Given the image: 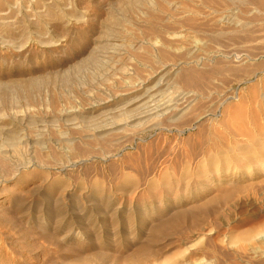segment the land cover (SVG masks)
Masks as SVG:
<instances>
[{
    "label": "rangeland",
    "instance_id": "obj_1",
    "mask_svg": "<svg viewBox=\"0 0 264 264\" xmlns=\"http://www.w3.org/2000/svg\"><path fill=\"white\" fill-rule=\"evenodd\" d=\"M168 1L0 0V264H264V0ZM126 79L191 101L121 127Z\"/></svg>",
    "mask_w": 264,
    "mask_h": 264
},
{
    "label": "bare ground",
    "instance_id": "obj_2",
    "mask_svg": "<svg viewBox=\"0 0 264 264\" xmlns=\"http://www.w3.org/2000/svg\"><path fill=\"white\" fill-rule=\"evenodd\" d=\"M135 1H136V0H135ZM139 1H140L141 3H143L144 5H146V7H147V6L149 5V3H152V2H154L155 0L152 1V2H151L150 0H139ZM176 1H177V0H176ZM179 1H180V0H179ZM181 1H182V0H181ZM189 1H190V0H189ZM204 1H205V0H204ZM183 2H184V1H183ZM199 2H200V1H199ZM213 2H214V1H213ZM262 2H263V1H262ZM141 3H140V6H141ZM154 3L156 4L155 8L157 7L158 10H160L161 12L167 14V16H168L167 18L176 15V14L173 13V11H175V9H174V10L172 9L173 11H171V10L168 9L167 5H168V4L170 5V3H169L168 0H160V2H154ZM188 3H189V2H188ZM191 3H192V1H191ZM204 3H205V2H203V4H204ZM263 3H264V2H263ZM134 4H135V3H134ZM152 4H153V3H152ZM152 4H150V6H151V9H150V10H151V11H152V8H153V7H152ZM155 4H154V5H155ZM209 4H210V3H209ZM135 5H136V4H135ZM137 5H138V4H137ZM137 5H136V6H137ZM144 5H142V6H144ZM171 5H172V4H171ZM190 5H191V4H190ZM205 5H206V3H205ZM142 6H141V7H142ZM150 6H148V7H150ZM180 6H181V5H180ZM180 6H179V7H180ZM211 6H212V5H211ZM137 7H138V6H137ZM144 7H145V6H144ZM172 7H174V6H172ZM179 7H177V8H179ZM190 7H191L192 9H191V8L189 9L188 6H186V3H185V5H183V7H180V8H182L183 10H182V11L179 10V11H180L181 13H183V12H185V11H186V12H187V11H188V12H190V11L193 12V8H194V7H192V6H190ZM208 7H209V6H208ZM216 7H217V6H216ZM138 8H139V7H138ZM142 8H143V7H142ZM142 8H141V9H142ZM155 8H153V10H154ZM246 8H247V6H246ZM147 9H148V8H147ZM194 9H195V8H194ZM239 9H240V8H239ZM145 10H146V9H145ZM176 10H178V9H176ZM195 10H196V9H195ZM198 10H199V9H198ZM242 10H243V9H242ZM247 10H248V9L245 10V13H246ZM131 11H132V10H131ZM225 11H226V10H225ZM145 12H147V10H146ZM176 12H177V11H176ZM194 12H195V11H194ZM194 12H193V13H194ZM196 12H198V11H196ZM200 12H201V11H200ZM226 12H227V11H226ZM148 13H149V10H148ZM148 13H147V16H148ZM151 13H152V12H151ZM156 13H157V12H156ZM198 13H199V12H198ZM236 13H237V12H236ZM149 14H150V13H149ZM158 14H159V13H158ZM194 14H195V13H194ZM200 14H201V13H200ZM224 14H225V12H224ZM226 14H227V13H226ZM232 14H233V13H232ZM237 14L240 15L241 13H237ZM237 14H235V15H237ZM160 15H161V14H160ZM163 15H164V14H163ZM177 15H178V14H177ZM184 15H185V14H184ZM189 15H190V14H189ZM219 15H220V14H219ZM219 15L217 14V16H219ZM239 15H238V16H239ZM138 16H139V15H138ZM152 16H153V15H152ZM152 16H151V17H152ZM154 16H155V15H154ZM154 16H153V17H154ZM158 16H159V15H158ZM161 16H162V15H161ZM161 16H160V17H161ZM164 16H165V15H164ZM192 16H193V14H192ZM196 16H198V14H196ZM212 16H213V15H212ZM212 16H211V18H212V21H213L214 18H213ZM215 16H216V14H215ZM233 16H234V15H233ZM143 17H144V16H143ZM177 17L179 18V16H177ZM189 17H191V15H190ZM198 17H199V16H198ZM204 17H205V16H204ZM221 17H222V15H221ZM240 17H241V16H239V18H240ZM155 18H156V17H155ZM161 18H162V17H161ZM161 18H159V19H161ZM163 18H164V17H163ZM184 18H185V17H184ZM191 18H193V17H191ZM194 18H196V17H194ZM217 18H218V17H217ZM222 18H223V17H222ZM231 18H232V17H231ZM147 19L149 20L150 18L148 17ZM156 19H158V18H156ZM156 19H155V20H156ZM164 19H165V18H164ZM169 19H170V18H169ZM171 19H172V18H171ZM173 19H174V17H173ZM175 19H176V18H175ZM182 19H183V18H182ZM189 19H190V18H189ZM200 19L202 20V17H201V18L199 17L198 22L200 21ZM203 19H205V18H203ZM143 20H144V19H143ZM153 20H154V19H153ZM165 20H167V19H165ZM180 20H181V19H180ZM187 20H188V18H186V21H187ZM193 20H194V19H193ZM214 20L216 21V18H215ZM239 20H240V19H239ZM239 20L237 19V20H235V21H238V22H239ZM157 21H158V20H157ZM168 21H170V20H168ZM173 21H174V20H173ZM175 21H176V20H175ZM178 21H179V19H178ZM209 21H211V20H209ZM231 21H232V20H231ZM149 22H150V20H149ZM188 22H189V20H188ZM190 22L193 23V21H190ZM198 22H197V23H198ZM202 22H203V21H202ZM232 22H233V21H232ZM160 23H162V22H160ZM163 23H164V22H163ZM163 23H162V25H163ZM199 23H200V22H199ZM207 23H208V22H207ZM213 23H214V22H213ZM213 23H212V24H213ZM218 23H219V22H218ZM145 24H146V23H145ZM165 24H166V22H165ZM165 24H164V27L167 26L168 22H167L166 26H165ZM186 24H187V23H186ZM186 24H185V25H186ZM190 24H191V23H190ZM210 24H211V23H210ZM229 24H230V23H229ZM8 25H9V24H8ZM149 25H150V24H149ZM194 25H195V24H194ZM204 25H205L204 29L206 30V28H207V27H206V24L203 23V26H204ZM215 25H216V24H215ZM215 25H214V26H215ZM150 26H151V25H150ZM150 26H149V28L153 27V26H151V27H150ZM157 26H159V25H157ZM195 26H196V25H195ZM201 26H202V23H201ZM201 26H199V27H201ZM211 26H213V25H211ZM5 27H6V26H5ZM144 27H146V26H144ZM154 27H155V26H154ZM164 27H163V29H164ZM193 27H194V26H193ZM193 27H192V28H193ZM208 27H209V26H208ZM237 27H238V26H237ZM122 28H123V27H122ZM142 28H143V27H142ZM149 28H148V29H149ZM168 28H169V27L167 26V29H168ZM174 28H175V27H174ZM194 28H195V27H194ZM210 28H213V27H210ZM210 28H207V30H208V29L210 30ZM123 29H124V28H123ZM151 29H152V28H151ZM151 29H149V30H151ZM195 29H196V28H195ZM197 29H198V27H197ZM200 29L203 30L202 27H201ZM159 30H160V29H159ZM165 30H166V29H165ZM191 30H192V29H191ZM127 31H128V30H127ZM161 31H162V30H161ZM161 31H156V33H157V32L160 33ZM167 31H168V30H167ZM180 31H181V30H180ZM198 31H199V29H198ZM148 32H149V31H146V33H148ZM153 32H154V31H153ZM174 32H175V31H174ZM199 32H201V31H199ZM199 32L197 33V35L199 34ZM203 32H204V30H203ZM205 32H206V31H205ZM218 32H219V31H217L215 35H217ZM227 32H229V31H227ZM230 32H231L230 35H232V33H233V35H234V31H233V32L230 31ZM115 33H116V32H115ZM151 33H152V32H151ZM156 33H154V34H156ZM159 33H157V34H159ZM165 33H166V32H165ZM168 33H169V32H168ZM221 33H222V31H221ZM143 34H145V33H143ZM148 34H150V32H149ZM154 34H153V35H154ZM195 34H196V33H195ZM201 34H202V33H201ZM203 34H204V33H203ZM138 35H139V34H138ZM165 35H166V34H165ZM172 35H173V34H172ZM172 35H171V36H172ZM175 35H176V34H175ZM179 35H180V34H179ZM197 35H196V36H197ZM215 35H214V36H215ZM218 35H220V34L218 33ZM218 35H217V36H218ZM230 35H229V37H230ZM235 35H236V34H235ZM235 35H234V36H235ZM117 36H118V35H117ZM169 36H170V35H169ZM199 36H200V35H199ZM221 36H222V35H221ZM151 37H152V36H151ZM180 37H181V35H180ZM215 37H216V36H215ZM138 38H139V37H138ZM169 38H171V37H169ZM216 38H217V37H216ZM220 38H221V37H220ZM202 39H203V38H202ZM202 39H201V40H202ZM143 40H145V39L143 38ZM152 40H153V39H152ZM160 40H161V39H160ZM176 40H177V39H176ZM207 40H208V39H207ZM207 40H206V41H207ZM212 40H213V39H212ZM214 40H216V39H214ZM157 41H158V40H157ZM169 41H171V40H169ZM193 41H196V40H193ZM193 41H192V42H193ZM203 41H204V40H202V42H203ZM221 41H226V39H225V40H221ZM155 42H156V41H155ZM155 42H153V43L156 45L157 43H155ZM178 42H179V41H178ZM199 42H200V39H199ZM204 42H205V41H204ZM204 42H203V44H204ZM250 42H251V41H250ZM144 43H145V42H144ZM173 43H174V42H173ZM200 43H201V42H200ZM207 43H208V42H207ZM207 43H206V44H207ZM218 43H219V40H218ZM226 43H227V42H226ZM183 44H184V43H183ZM203 44H199V43H198V44H195L194 47H196V45H201V46H203ZM151 45H153V44H151ZM151 45H149V46L151 47ZM158 45H160V47H161V43H160V42H159ZM162 45H164V47H165L166 43L163 41V42H162ZM187 45H188V44H186V46H187ZM189 46H192V45H189ZM155 47H156V46H155ZM155 47H154V45H153V48H155ZM162 47H163V46H162ZM184 47H185V46H184ZM197 47H198V46H197ZM250 47H253V46H250ZM250 47H249V48H250ZM158 48H159V47H158ZM169 48H170V47H169ZM169 48H168V49H169ZM186 48H188V47H186ZM145 49H146V48H145ZM156 49H157V48H156ZM162 49H163V48H162ZM165 49H166V48H165ZM173 49H174V48H173ZM189 49H190V47H189ZM189 49H188V50H189ZM192 49H193V48H192ZM194 49H195V48H194ZM194 49H193V52H194ZM199 49H201V48H199ZM199 49H197V50H199ZM250 49H251V48H250ZM147 50H149V49H147ZM147 50H146V51H147ZM150 50H151V49H150ZM170 50L172 51V48H171ZM179 50H180V49H179ZM181 50H182V49H181ZM195 50H196V49H195ZM223 50H224V49H223ZM234 50H235V49H234ZM166 51H168V50H166ZM175 51H176V50H175ZM189 51H190V50H189ZM218 51H219V50H218ZM227 51H228V50H227ZM244 51H245V50H244V48H243V51H242V52H244ZM248 51H249V50H248ZM160 52H161V50H160ZM168 52H169V51H168ZM173 52H174V51H173ZM177 52H178V50H177ZM191 52H192V51H191ZM191 52H190V54H191ZM193 52H192V53H193ZM196 52H197V55H198V51H196ZM220 52H222V51L220 50ZM220 52H219V53H220ZM229 52H232V51L229 50ZM234 52H236V50H235ZM239 52H240V51H238V53H239ZM242 52H240V53H242ZM246 52H247V51H246ZM164 53H166V55H167V52H164ZM169 53H170V52H169ZM240 53H239V54H240ZM147 54H148V53H147ZM157 54H158V53H157ZM157 54H156V55H157ZM170 54H171V53H170ZM170 54H168V55H170ZM178 54H180V53H177V55H178ZM193 54H194V53H193ZM193 54H192V55H193ZM224 54H225V53H224ZM229 54H230V53H229ZM229 54H228V55H229ZM235 54H236V53H235ZM239 54H236V55H239ZM244 54H245V52H244ZM250 54H251V53H250ZM156 55H155V56H156ZM158 55H159V54H158ZM158 55H157V57H158ZM166 55H165V56H166ZM183 55H184V54L182 53V56H183ZM192 55H191V56H192ZM199 55H200V54H199ZM201 55H202V54H201ZM214 55H215V54H214ZM231 55H232V53H231ZM241 55H242V54H241ZM247 55L249 56V54H247ZM261 55H262V54H261ZM152 56H153V55H152ZM161 56H164V54H163V55L161 54ZM178 56H179V55H178ZM182 56H181V57H182ZM188 56H190V55H188ZM194 56H195V55H194ZM203 56H204V55H203ZM209 56H210V55H209ZM209 56H208V57H209ZM229 56H230V55H229ZM229 56H228V57H229ZM233 56H234V55H233ZM239 56H240V55H239ZM253 56H255V55H253ZM259 56H260V55H259ZM157 57H156V58H157ZM175 57H176V56H175ZM197 57H198V56H196V58H197ZM208 57H207V58L205 57V59H208ZM242 57H243V56H242ZM150 58H151V57H150ZM161 58H164V57H161ZM183 58H184V56H183ZM183 58H179V57H178V58H175V60L178 61L179 59L182 60ZM194 58H195V57H194ZM196 58H195L194 60H197ZM212 58H213V57H212ZM231 58H234V57H231ZM254 58H255V57H254ZM256 58H257V57H256ZM173 59H174V58H173ZM177 59H178V60H177ZM202 59H204V58L202 57ZM209 59H210V58H209ZM239 59H240V58H239ZM250 59H251V57H250ZM257 59H258V58H257ZM157 60H159V58H158ZM164 60H165V59H164ZM171 60H172V59H171ZM175 60H174V61H175ZM181 60H180V62H181ZM190 60H192V59H190ZM190 60H189V61H190ZM194 60H192V61H194ZM235 60H236V59H235ZM168 61H169V60H168ZM168 61L166 60L167 63H168ZM176 61H175V62H176ZM185 61H187V60H185ZM185 61H184V62H185ZM189 61H188V62H189ZM200 61H201V60H200ZM219 61H220V60H219ZM230 61H231V60H230ZM232 61H233V60H232ZM241 61H242V59H241ZM246 61H248V60H246ZM251 61H252V60H251ZM254 61H255V60H254ZM256 61H257V60H256ZM161 62H162V60H161ZM163 62H164V61H163ZM166 62H165V63H166ZM220 62H221V61H220ZM226 62L229 64L228 61H226ZM165 63H164V64H165ZM169 63L171 64V63H174V62H169ZM196 63H197V62H195V64H196ZM198 63H199V62H198ZM200 63H201V62H200ZM202 63H203V62H202ZM204 63H205V61H204ZM227 63H226V64H227ZM230 63H231V62H230ZM236 63H237V62H236ZM239 63H240V62L238 61V64H239ZM243 63H246V62H243V61H242V64H243ZM249 63H250V62H249ZM159 64H160V63H159ZM161 64H162V63H161ZM170 64H169V65H170ZM181 64H182V63H181ZM228 64H227V65H228ZM242 64H241V65H242ZM132 65H133V64H132ZM142 65H144V64H142ZM167 65H168V64H167ZM167 65H164V66H167ZM186 65H187V64H186ZM224 65H225V64H224ZM230 65H232V64H230ZM234 65H235V64H233V66H234ZM236 65H237V64H236ZM241 65H240V66H241ZM249 65H251V63H250ZM175 66H176V65H175ZM177 66H178V67H181V66H179V65H177ZM189 66H190V65L188 64V67H189ZM192 66H194V65H192ZM202 66H203V65H202ZM202 66H201V67H202ZM204 66H205V65H204ZM245 66H246V64H245ZM128 67H129V66H128ZM178 67H177V68H178ZM188 67H186V68H188ZM201 67H200V68H201ZM216 67H217V69L219 68L218 66H216ZM231 67H232V66H231ZM256 67H257V66H255V68H256ZM133 68H135V67H133ZM169 68H170V67H169ZM181 68H183V67H181ZM190 68H192V67L190 66ZM202 68H203V67H202ZM206 68H207V67H206ZM206 68H205V71H207ZM212 68H213V67H211V69H212ZM232 68H233V67H232ZM235 68H237V67H234V69H235ZM239 68H240V67H238V69H239ZM126 69H127V68H126ZM128 69H129V68H128ZM160 69H161V68H160ZM170 69H171V68H170ZM193 69H194V67H193ZM193 69L190 70L191 72L187 71V73L189 72V74H191V73L194 74L195 72H197V71L199 70L198 68H196L195 70H193ZM197 69H198V70H197ZM209 69H210V68H209ZM211 69H210V70H211ZM215 69H216V68H215ZM215 69H212V70H215ZM257 69H258V68H257ZM156 70H158V69H156ZM172 70H173V69H172ZM177 70H178V69H177ZM181 70H182V69H181ZM188 70H189V68H188ZM196 70H197V71H196ZM219 70H220V69H219ZM230 70H231V69H230ZM248 70H249V69H248ZM124 71H125V70H124ZM133 71H134V70H133ZM133 71H132V72H133ZM154 71H155V69H154ZM163 71H164V70H163ZM163 71H162V72H163ZM200 71H201V69H200ZM200 71H198V72H200ZM254 71H255V70H254ZM128 72H129V71H126L125 73H128ZM174 72H175V71H174ZM182 72H183V71H182ZM182 72H181V73H182ZM201 72H202V71H201ZM203 72H204V70H203ZM203 72H202V73H203ZM219 72H221V71H219ZM219 72H218V73H219ZM245 72H246V71H245ZM255 72H256V71H255ZM255 72H254V73H255ZM129 73H130V72H129ZM140 73H141V72H140ZM159 73H160V72H159ZM165 73H166V72H165ZM169 73H171V72H169ZM176 73H178V72L176 71L175 74H176ZM207 73H209V72L207 71ZM213 73H214V71H213ZM222 73H223V72H222ZM251 73H252V72H251ZM254 73H253V74H254ZM123 74H124V73H123ZM141 74H142V73H141ZM163 74H164V73H163ZM167 74H168V73H167ZM167 74H165V75H167ZM171 74H172V73H171ZM173 74H174V73H173ZM173 74H172V75H173ZM185 74H186V71H185ZM195 74H198V73H195ZM204 74H205V73H203V75H204ZM220 74H221V73H220ZM134 75H135V72H134ZM138 75H139V73H138ZM181 75H183V76L186 77L188 74H187V75L181 74ZM200 75H201V74H200ZM200 75H199V76H200ZM213 75H214V74H213ZM213 75H212V76H213ZM218 75H219V74H218ZM218 75H217V76H218ZM243 75H245V74H243ZM246 75H247V77H249V75H248L247 73H246ZM250 75H251V74H250ZM121 76H122V75H121ZM129 76H130V75H129ZM139 76H141V75H139ZM151 76H152V75H151ZM151 76H150V78H151ZM153 76H154V75H153ZM159 76H160V75H159ZM163 76H164V75H163ZM188 76H189V75H188ZM196 76H197V75H196ZM205 76H206V75H205ZM208 76H209V75H207L206 78H207ZM210 76H211V74H210ZM210 76L208 77L207 81H209V79L212 77V76H211V77H210ZM219 76H220V75H219ZM167 77H170V76H167ZM171 77H172V76H171ZM181 77H182V76H181ZM185 77H184V79H185ZM197 77H198V76H197ZM213 77H214V76H213ZM141 78H142V77H141ZM154 78H155V77H154ZM160 78H161V77H160ZM199 78H200V77H199ZM215 78H216V77H214V79H215ZM119 79H120V78H119ZM147 79H149V78H147ZM157 79H158V78H157ZM167 79H169V78H167ZM186 79H187V78H186ZM192 79L194 80V79H195V76H194V78H192ZM216 79H217V78H216ZM135 80H136V78H135ZM137 80H138V79H137ZM162 80H163V79H162ZM239 80H240V79H239ZM146 81H147V80H146ZM180 81H181V80H180ZM198 81H199V79H198ZM198 81H197V82H198ZM203 81H205V80L203 79ZM144 82H145V80L142 81V79H140L139 81H132V80H130V81L128 80V81H127V79L124 80V86H123V88H122L121 90H119V92H118V93H119V96H120V97H119V98H120L119 100H120V104H121V106H120V108H119V112L115 115L116 118H114L116 121H119V122L117 123L116 121H113V123H117L116 125H120V126L122 127V126H124V125H126V124L128 125V124H130L131 122H134L135 120H139V119L142 118V117H146V116L149 117L150 114L152 115L156 110H160V109H164V110H166V111H171L172 109H174V113L171 111L174 115H177V114L182 115V113H184V112L186 111V106H185V105H186V102H187V101H191V99H189V100H185L186 102L184 103V106H181V107H177V106H178L177 102H178L179 99L181 100V98H176L175 101L167 100V101L162 102V103H157V102H155V105H154V103H153V107H152V103L150 104V102L153 100V98H154V96H155V95H154L155 93H153V90H154V88H155L156 86H155L154 88H153V87L148 88L147 86H148V85L150 86V84H148V85L146 86V85L144 84ZM147 82H148V81H147ZM154 82H155V81H154ZM158 82H159V81H158ZM163 82H166V81H163ZM167 82H168V81H167ZM170 82H171V81H170ZM188 82H189V81H188ZM193 82H194V81H193ZM200 82H202V81L200 80ZM209 82H210V81H209ZM150 83H151V82H150ZM159 83H160V82H159ZM159 83H158V85H159ZM161 83H162V82H161ZM161 83H160V84H161ZM168 83H169V82H168ZM184 83H185V82H184ZM184 83H183V84H184ZM198 83H199V82H198ZM198 83H197V84H198ZM207 83H208V82H207ZM216 83H217V81H216ZM116 84H117V83H116ZM181 84H182V83H181ZM194 84H195V83H194ZM209 84H210V83H209ZM176 85H177V84H176ZM179 85H180V84H179ZM179 85H178V86H179ZM184 85H185V84H184ZM186 85H187V81H186ZM186 85H185V86H186ZM204 85L206 86V82H205ZM204 85H203V86H204ZM207 85H208V84H207ZM152 86H153V85H152ZM185 86H184V87H185ZM196 86H197V85H196ZM205 86H204V87H205ZM216 86H217V85H216ZM216 86H215V87H216ZM118 87H120V86L118 85ZM118 87H117V88H118ZM173 87H175V86H173ZM188 87H189V86H188ZM194 87H195V86H194ZM204 87H203V89L207 88V87H205V88H204ZM208 87H209V86H208ZM109 88H110V87H109ZM111 88H112V87H111ZM182 88H183V87H182ZM186 88H187V87H186ZM186 88H185V90H186ZM190 88H191V87H190ZM197 88H198L197 90L200 91L199 87H197ZM210 88H211V86H210ZM210 88H207V89H210ZM212 88H214L213 85H212ZM218 88H219V87H218ZM218 88H217V89H218ZM118 89H119V88H118ZM175 89H176V88H175ZM179 89H180V87H179ZM207 89H206V91H207ZM220 89H221V88H220ZM107 90H108V89H107ZM113 90H114V89H113ZM194 90H196V89H194ZM211 90H212V89H211ZM213 90H214V89H213ZM228 90H229V89H228ZM111 91H112V90H111ZM111 91H110V92H111ZM115 91H117V90H115ZM155 91H156V90H155ZM160 91H161V90H160ZM182 91H183V90H182ZM190 91H191V90H190ZM199 91H196V92H199ZM203 91H204V90H203ZM203 91H202V92H203ZM112 92H113V91H112ZM112 92H111V93H112ZM158 92H159V91H158ZM173 92H174V91H173ZM178 92H179V90H178ZM186 92H187V91H186ZM196 92H194V93H196ZM212 92H213V91H212ZM216 92H217V91H216ZM221 92H222V94H220V95H223V90H221ZM107 93H108V92H107ZM176 93H177V91H176ZM176 93H175V94H176ZM200 93H201V92H200ZM200 93H199V94H200ZM204 93H209V91H208V92H203V93H201V96H203ZM219 93H220V91H219ZM109 94H110V93H109ZM184 94H186V93H184ZM191 94H193V93H191ZM115 95H116V94H115ZM117 95H118V94H117ZM176 95H177V94H176ZM176 95H174V96H176ZM208 95L211 96V94H208ZM213 95H214V94H213ZM226 95H227V97H228V94H226ZM178 96H179V95H178ZM184 96H187V95H184ZM184 96H182V97H184ZM189 96H190V95H189ZM189 96H188V97H189ZM193 96H194V94H193ZM197 96H198V95H197ZM197 96H196V97H197ZM201 96H199V97H201ZM215 96H217V95H215ZM223 96L225 97V95H223ZM110 97H111V96H110ZM112 97H113V95H112ZM115 97H116V96H115ZM203 97H204V96H203ZM227 97H225L224 99L226 100ZM190 98H192V96H191ZM206 98H207V97H206ZM210 98H211V97H210ZM213 98H214V97H212V99H213ZM239 98H240V97H239ZM105 99H107V98H105ZM184 99H185V97H184ZM220 99H221V97H220ZM194 100H196V99H194ZM198 100H199V99H198ZM217 100H218V98H217ZM217 100H216V101H217ZM221 100H222V99H221ZM105 101H106V100H105ZM105 101H104V102H105ZM111 101H112V100H111ZM153 102H154V101H153ZM183 102H184V101H183ZM183 102H181V105L183 104ZM218 102H219V101H218ZM102 103H103V101H102ZM190 103H191V102H190ZM190 103H188V104H190ZM213 103H214V100H213ZM216 103H217V102H216ZM216 103H215V104H216ZM222 103H223V102H222ZM113 104H114V103H113ZM179 104H180V102H179ZM188 104H187V108L189 109V107H188L189 105H188ZM117 105H119V104H117ZM219 105H220V102H219ZM219 105H218V106H219ZM222 105H223V104H222ZM225 105H226V104H225ZM192 106H193V105H192ZM192 106L190 105V108H191ZM218 106H217L216 108H218ZM223 106H224V105H223ZM54 108H55L54 110H58V111L60 110L59 106H55ZM216 108H215V109H216ZM191 109H192V108H191ZM212 109H213V108H212ZM54 110H53V111H54ZM164 110H163V111H164ZM208 110H209V109H208ZM217 110H218V109H217ZM220 110H221V108H220ZM189 111H190V110H189ZM210 111H211V110H210ZM213 111H214V110H213ZM59 112H60V111H59ZM66 112H67V111H66ZM206 112H207V111H206ZM206 112H205V113H206ZM67 113H68V112H67ZM67 113H66V114H67ZM68 114H69V113H68ZM114 114H115V112H114ZM165 114H166V113H165ZM167 114H168V112H167ZM203 114H204V113H203ZM168 115H171V114H168ZM197 115H198V114H197ZM64 116H65V114H64ZM154 116H155V114L153 115V117H154ZM171 116H172V115H171ZM198 116H199V115H198ZM202 116H203V115H202ZM113 117H114V116H113ZM165 117H168V116L165 115ZM165 117H163V118H165ZM172 117H173V116H172ZM196 117H197V116H196ZM74 118H75V117H74ZM158 118H159V117H158ZM168 118H169V117H168ZM145 119H146V118H145ZM149 119H150V117H149ZM151 119H152V118H151ZM170 119H171V118H170ZM173 119H174V118H173ZM179 119H180V118H179ZM146 120H147V119H146ZM176 120H177V119H176ZM111 121H112V120H111ZM111 121H110V122H111ZM140 121H143V120L140 119ZM168 121H170V123H171L172 120H168ZM193 121H195V120H193ZM197 121H198V120H197ZM199 121H200V120H199ZM91 122H92V121H91ZM147 122H148V121H147ZM88 123H89V122H88ZM136 123H137V121H136ZM151 123H152V122H151ZM151 123H150V124H151ZM157 123H158V122H157ZM168 123H169V122H168ZM170 123H169V124H170ZM173 123H174V122H173ZM150 124H148V127L150 126ZM152 124L154 125V122H153ZM152 124H151V125H152ZM155 124H156V123H155ZM116 125H115V126H116ZM100 126H102V125H100ZM130 126H131V124H130ZM150 127H152V126H150ZM107 128H108V127H107ZM109 128H111V127H109ZM112 128H113V127H112ZM124 128H125V127H124ZM142 128H143V127H142ZM144 128H145V127H144ZM144 128H143V129H144ZM146 128H147V126H146ZM117 129H118V128H117ZM120 129H121V128H120ZM122 129H123V128H122ZM99 130H100V129H99ZM101 130H102V129H101ZM106 130H107V129H106ZM112 132H113V131H112ZM101 133H102V132H101ZM108 133H109V132H108ZM104 134H105V133H104ZM110 134H111V133H110ZM102 135H103V134H102ZM93 137L95 138V136H92L91 138H93ZM10 138H12V137H10ZM72 138H73V137H72ZM80 138H81V137H80ZM102 138H104V137H102ZM8 139H9V138H8ZM74 139H75V138H74ZM86 139H87V138H86ZM88 139H89V138H88ZM88 139H87L86 141H88ZM95 139H96V138H95ZM9 140H10V139H9ZM62 140H63V139H61V142H62ZM83 140H84V139H83ZM92 140H93V139H92ZM68 141H69V140H68ZM68 141H67V142H68ZM74 141H76V139H75ZM64 142H65V141H64ZM67 142H66V143H67ZM88 142H89V141H88ZM11 144H12V143H11ZM67 144H70V142L67 143ZM12 145H13V152H14L16 155H19V153H20L21 150L19 151V147H18V145L14 144V143H13ZM45 146H46V145H44V147H45ZM74 146H75V145H74ZM65 147H66V146H65ZM67 147H68V146H67ZM67 147H66V148H67ZM46 149H47V148H46ZM67 149H68V148H67ZM80 152H81V151H80ZM84 153H85V152H84ZM38 155H39V154H38ZM14 156H15V155H14ZM24 156L26 157V155H24ZM24 156H23V157H24ZM1 157H2V159L4 158V159H9V160H10V158H11V157L9 158V156L6 155V154H2ZM16 157H17V160H20V161L22 162L23 159L21 160V157H19V156H16ZM37 157H38V156H37ZM37 157L35 156L34 158L36 159ZM39 157H40V156H39ZM2 159H1V160H2ZM26 159L29 160L28 158H26ZM35 159H34V160H35ZM37 159H38V158H37ZM2 161H4V160H2ZM2 161H1L0 163H2ZM24 161H25V160H24ZM35 161H36V160H35ZM13 162H15V161H13ZM36 162H38V161H36ZM3 163H4V162H3ZM8 163H9V162H8ZM15 163H16V162H15ZM15 163H13V164H15ZM41 163H44V160H43V162H41ZM10 164H11V163H10ZM16 164H17V163H16ZM25 164H26V162H25ZM39 164H40V163H39ZM0 165H1V164H0ZM2 165H3V167H5L4 164H2ZM7 166H8V165H7ZM14 166H15V165H14ZM0 167H1V166H0ZM10 167H11V166H10ZM12 167H13V166H12ZM41 167H42V166H41ZM2 169H3V168H2ZM12 169H13V168H12ZM17 169H18V166H17ZM3 171H4V169H3ZM9 171H12V170H9ZM14 171H15V170H14ZM12 172H13V171H12ZM15 173H16V172H15ZM1 174H3V173H1ZM4 174H5V173H4ZM11 175H13V173H10V176H11ZM1 176H2V175H1ZM5 176H6V175H5ZM5 176H4V177H5ZM10 176H8V177H10ZM4 177H3V178H4ZM13 177H14V176H13ZM13 177H12V178H13ZM10 178H11V177H10ZM5 179H9V178H7V176H6ZM2 180H3V179H2ZM175 216H176V215H175ZM177 217H178V216H176L175 218L173 217V219H176V220H177ZM169 219L172 220V218H169ZM178 219H179V217H178ZM171 220H169V221H171ZM176 220H175V221H176ZM165 221L167 222V220H165ZM165 221H164V222H165ZM158 223H159V222H158ZM172 223H173V222H172ZM167 224H168V222H167ZM167 224H166V225H167ZM174 224H175V223H173V225H174ZM156 225H157V224H156ZM166 225H165L164 227H168V226H166ZM169 225H170V223H169ZM171 226H172V225H171ZM174 226H175V225H174ZM157 227L160 228L161 225H160V227H159V226H157ZM172 227H173V226H172ZM158 228H157V229H158ZM141 246H143V245H141ZM139 247H140V246H139ZM141 248L143 249V247H141ZM144 249H145V248H144ZM138 252H139V249H138V251H137V254H138ZM142 252H143V251H142ZM144 252H145V251H144ZM140 253H141V251H140ZM137 254L135 253V255H137ZM142 254H143V253H142ZM145 254H146V253H145ZM80 256H81V255H80ZM87 256H88V255H87ZM132 256H133V255H132ZM132 256H131V257H132ZM138 256L140 257L139 254H138ZM138 256H137V257L135 256V258H138V259H139ZM129 257H130V256H128V258H129ZM131 257H130V258H131ZM141 259H142V257H140L139 260H141ZM136 260H137V259H136ZM137 261H138V260H137ZM135 262H136V261H135Z\"/></svg>",
    "mask_w": 264,
    "mask_h": 264
}]
</instances>
